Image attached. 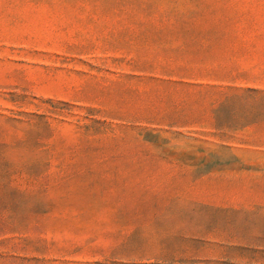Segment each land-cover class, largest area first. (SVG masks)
I'll return each mask as SVG.
<instances>
[{
    "label": "rangeland",
    "instance_id": "1",
    "mask_svg": "<svg viewBox=\"0 0 264 264\" xmlns=\"http://www.w3.org/2000/svg\"><path fill=\"white\" fill-rule=\"evenodd\" d=\"M0 264H264V0H0Z\"/></svg>",
    "mask_w": 264,
    "mask_h": 264
}]
</instances>
